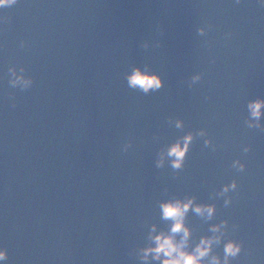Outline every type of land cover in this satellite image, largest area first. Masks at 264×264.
<instances>
[{"label": "water", "instance_id": "1", "mask_svg": "<svg viewBox=\"0 0 264 264\" xmlns=\"http://www.w3.org/2000/svg\"><path fill=\"white\" fill-rule=\"evenodd\" d=\"M0 17L10 18L0 25L7 264H141L148 226L167 227L157 201L189 193L208 202L233 177L237 193L228 208L216 201L217 220L240 225L234 235L247 251L233 264H264V132L243 125L245 101L264 96V8L255 0H19ZM205 23L214 29L197 36ZM12 63L35 80L15 92L14 109L5 75ZM144 65L163 78L159 90L128 86L125 73ZM197 71L204 76L189 89ZM177 117L183 129L169 123ZM201 127L215 152L197 137L177 177L154 167L158 149ZM235 157L243 173L228 168ZM188 222L194 236L206 231L191 213Z\"/></svg>", "mask_w": 264, "mask_h": 264}, {"label": "clouds", "instance_id": "2", "mask_svg": "<svg viewBox=\"0 0 264 264\" xmlns=\"http://www.w3.org/2000/svg\"><path fill=\"white\" fill-rule=\"evenodd\" d=\"M256 4L264 8V0H255ZM19 3V0H0V9L12 8ZM234 5H240L242 0H232ZM10 23L9 17H0V25ZM214 29L212 23H205L197 26L196 35L204 37L209 31ZM232 37L231 31L223 33L225 41ZM27 42L23 39L19 41L18 47L25 49ZM2 47V45H0ZM211 49V43L208 47ZM209 63H215V57H209ZM7 85L15 90L8 93L9 106L16 107V91L21 93L31 90L34 86V77L29 74L23 63H12L6 68ZM204 76L199 71L192 73L188 77L187 86L189 89L198 84ZM3 77H0L2 79ZM125 80L130 88L139 89L147 94L150 90L157 91L163 87V78L159 73L150 71L148 65L133 67L125 73ZM205 100L209 97L205 96ZM246 115L243 118V125L247 129H255L264 132V96L257 95L248 98L244 103ZM169 123L177 129L184 128V121L177 117L174 120L169 118ZM199 137L204 148L215 152L220 147L209 135L206 128H197L195 132L187 131L182 136L162 146L157 150L154 167L163 169L165 165L171 169L173 178L179 175L184 169L187 153L189 152L194 139ZM128 145L122 149L127 151ZM251 146L244 144L241 152L249 153ZM228 168L236 173H243L246 169L245 162L240 157L231 159ZM238 190V181L235 177L226 183L220 184L208 194V202L198 201L195 195L184 193L177 195L172 193L166 199L157 201L159 216L167 223L165 229H157L156 224L148 226V243L137 249V255L141 264H233L242 251H247L244 241L235 238V233L239 230L238 223L229 224L228 219L217 220L216 201L221 200L222 205L228 208L233 203L234 194ZM168 192L167 187L163 189ZM189 213L206 224V231L198 236L193 235V227L189 224ZM219 249V251H216ZM9 260L8 248L0 244V264H7Z\"/></svg>", "mask_w": 264, "mask_h": 264}]
</instances>
